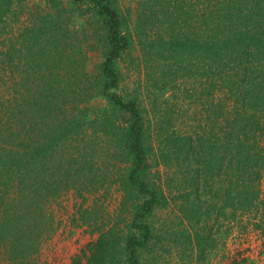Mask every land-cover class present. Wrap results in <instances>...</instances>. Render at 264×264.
<instances>
[{
  "label": "trees",
  "instance_id": "1",
  "mask_svg": "<svg viewBox=\"0 0 264 264\" xmlns=\"http://www.w3.org/2000/svg\"><path fill=\"white\" fill-rule=\"evenodd\" d=\"M20 1L0 0V102L4 106H0L4 117L0 119V136L14 142V146L11 143L0 149V261L7 256L8 264H23L56 230L48 216L51 200L66 189L90 190L87 179L92 173V155L79 159L80 151H71L69 141L89 133L87 119L79 115L84 112L80 104L99 93L86 69L85 43L72 44L77 34L60 23L59 14L48 11L18 35L9 33L10 14ZM88 1L107 31L101 90L113 108L129 116L128 125L118 129L113 125V132L120 137L119 147L132 155L129 183L148 195L133 223L140 233H133L126 244L128 264H142L139 248L153 238L151 226L142 220L160 195L142 175L149 166L143 112L137 100H125L114 91L121 81L116 61L131 48L132 41L123 30V17L114 0ZM141 8L144 26L153 18L154 27L161 29L154 43L165 54L169 81L177 82L183 71L192 70L203 79L208 101L219 103L216 121L210 123L217 131L215 137L201 135V142L195 145L190 134H181L178 143L188 140L190 156L207 166L211 180L225 172L230 175L226 207L262 211L264 220V197L260 194L264 175V0H144ZM28 36L30 48H34L31 54L25 43ZM32 65L38 68L29 69ZM33 74L40 79L34 81ZM15 103L18 118L29 123L18 129L7 120L14 114ZM108 114L109 110L102 111L98 119ZM48 116L53 119L47 120ZM50 124L59 133L46 142L44 134ZM205 143L212 152H205ZM198 173L201 175V170ZM107 233L83 249L88 264H109L111 240ZM83 255L76 256L74 263L85 264Z\"/></svg>",
  "mask_w": 264,
  "mask_h": 264
},
{
  "label": "rangeland",
  "instance_id": "2",
  "mask_svg": "<svg viewBox=\"0 0 264 264\" xmlns=\"http://www.w3.org/2000/svg\"><path fill=\"white\" fill-rule=\"evenodd\" d=\"M143 1L114 0L123 17V30L132 41L131 48L116 61L121 81L114 91L125 100H137L143 112L149 166L142 175L160 195L157 205L142 220L151 226L153 238L139 248V258L142 264H264L262 211L260 214L256 209L226 207L230 175L225 172L211 180L207 166L190 156L188 140L186 144L178 143L181 134H190L196 139L195 145L201 142V135L215 137L217 131L210 123L216 121L220 107L219 103L212 105L208 101L201 85L203 79L194 71H183L184 76L177 82L169 81L165 54L154 43L161 29L154 27L153 18L147 19L144 26L140 15ZM48 11L59 14L60 23H66L78 35H74L72 44L78 47L80 42L85 43L86 69L92 74L94 91H99L80 104L84 112L79 115L87 119L89 133L69 141L71 151H80L79 159L92 155V173L87 179L90 190L66 189L47 204L56 230L44 239L40 251L23 264H75V257L83 255V249L104 232L111 240L109 264H128L127 238L140 233L133 223L138 207L148 195L129 183L128 172L134 165L132 155L119 147L120 137L113 132V125L117 129L126 127L129 116L113 108L110 98L101 90L105 81L102 63L108 49L107 31L88 0H21L10 14L9 33L18 35ZM25 43L29 44L28 52L34 53L30 36ZM35 68L38 66L29 69ZM33 75L34 81L40 79ZM2 93L0 89V97ZM13 109L14 114L7 119L11 126L18 129L21 124L29 125L16 115V103ZM105 110H109L107 118L98 119ZM0 112V119H4L2 108ZM53 115L56 117L57 113ZM46 128L45 141L51 142V137L59 132L53 131V124ZM11 141L0 136V149L10 146ZM207 144L204 149L208 154L213 149ZM213 159L217 165V159ZM81 165L86 166L85 162ZM260 191L264 197V175ZM5 258L0 264H8ZM87 259L83 255L85 264Z\"/></svg>",
  "mask_w": 264,
  "mask_h": 264
}]
</instances>
